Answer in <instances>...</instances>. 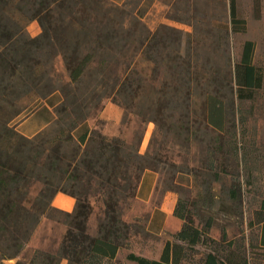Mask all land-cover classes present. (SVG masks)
Listing matches in <instances>:
<instances>
[{
  "label": "trees",
  "instance_id": "trees-1",
  "mask_svg": "<svg viewBox=\"0 0 264 264\" xmlns=\"http://www.w3.org/2000/svg\"><path fill=\"white\" fill-rule=\"evenodd\" d=\"M152 1L0 0V264H109L129 246L132 225L124 214L132 200L147 197L151 171L163 172L176 194L181 184L176 175L186 176L194 185V197L191 202L178 198L173 213L181 227L165 242L158 259L129 251L128 260L252 264L253 249H264V198L247 205L250 181L243 171L248 152L236 123L238 105L251 99L264 80L255 64V41H244L236 58L230 53L232 36L247 31L246 19L236 10L237 0H218L212 15L203 14L204 19L210 17L206 31L212 33L214 46L225 45L229 67L221 81L204 79L186 58L191 55L190 35L183 42V32L172 26L163 23L152 29L143 21ZM254 5L260 11V0ZM33 21L41 31L36 37L26 31ZM141 58L147 66L178 62L175 74L183 80L151 88L152 107L144 111L156 130L144 153L139 152L141 141L132 143L92 127L85 97L66 90L92 69L105 79L113 75L110 93L126 118L142 106L139 97L147 78L138 70ZM57 59L66 73L65 80H58L64 99L47 88L52 79L48 67ZM35 114L44 117V123L34 135L16 129L15 121ZM193 144L204 153L197 167L190 166L181 151ZM57 193L75 200L71 212L53 206ZM154 212L160 229L165 215L159 209ZM92 216L94 233L88 227ZM218 216L235 230L220 228L219 236L212 237ZM57 218H63L66 230L56 253L36 250L29 260L19 259L41 221ZM256 228L260 238L255 240L251 234Z\"/></svg>",
  "mask_w": 264,
  "mask_h": 264
},
{
  "label": "rangeland",
  "instance_id": "rangeland-1",
  "mask_svg": "<svg viewBox=\"0 0 264 264\" xmlns=\"http://www.w3.org/2000/svg\"><path fill=\"white\" fill-rule=\"evenodd\" d=\"M217 1L153 0L145 7L143 21L152 29L163 23L172 26L177 31L183 32V42H186L187 35H190L191 40L193 39L190 49L191 55L190 57L186 56V58H189L192 67H196L198 74L204 79L217 78L221 81L224 77H228L229 74L225 53L222 51L225 45L224 43L221 44V48L214 46L213 42L215 39L212 33L206 31L209 27L207 20L210 17L204 19L203 16L207 12L211 15L214 13L213 9ZM254 4L255 0H237L236 2V10H238L240 16L246 19L248 27L245 33H236L232 36L230 53L236 58L239 56V47L244 41L249 39L255 41V64L261 70L264 80V0H260V11L257 10ZM188 23L191 24L188 25ZM26 31L31 37H36L41 32L37 21L30 22L26 27ZM194 39L199 40V44ZM184 47L181 50L182 54H184ZM170 53L175 54L176 52L171 50ZM126 60L127 63L130 62L129 55H127ZM177 64L178 62L169 63L165 61L158 64L151 63L147 66V63L141 58L138 70H143L144 76L146 75L147 78L145 83H143L145 87L143 94L139 97L143 100L141 102L142 106L134 108V111L126 118L123 113L124 110L114 102L113 98H115V95L113 96L110 93L113 75L111 78L105 79L100 74H94L95 69H92L91 73L83 78L78 85H70L71 89L67 88L66 90H72L78 96L82 94L85 97L92 127L101 129L108 136H120L132 143L141 141L139 152L144 153L149 147L153 132L156 130L155 124L147 121L150 118L149 112L146 113L144 111L152 107L154 94L150 93L151 88L153 85L160 87L163 84L162 82L166 80L172 84L183 82L175 74V72H179ZM155 66L157 70H153ZM132 68L133 64L129 65V69L132 70ZM48 70L52 74V79L47 86L48 91L56 90L60 97H63L58 80H65L66 73H64L61 59H57L55 65L49 66ZM106 82L108 83L106 84ZM252 94L253 97L251 99L244 100L238 105L239 114L236 119L237 128L241 132V137H243V145L248 152L247 169L243 171L244 179L250 181L246 185V190L249 194L247 205H255L259 199L264 198V81L261 88ZM71 96L72 93L67 95L68 98ZM195 103L198 105L200 103L198 95H195ZM198 105H195V107L198 108ZM43 123L44 117L40 116V114L29 115L23 120L21 118L14 122L16 129L24 135H34ZM185 148H182V154L184 156L188 155L190 166L197 167L204 155L201 146L193 144L189 149ZM178 160L181 161V159ZM230 170H233V168L230 167ZM150 174L156 176L154 188L150 190L146 198H135L132 200L125 211L126 214H124L125 220L132 225L129 246L128 248L120 249L115 260L109 264H135L127 259L129 251L151 259H158L165 242L173 240L172 234L181 227L182 222L174 215L172 207L175 206L179 197L183 200L189 199L191 202L195 193L194 185L192 186L191 183L186 181V176L183 175L182 177L177 174L176 179L181 184L177 188L176 194L170 191V188H174V185L165 182L167 177L163 172L154 173L151 171ZM216 187L218 188L219 185L216 184ZM58 194L67 197L63 193H57L56 195ZM55 198L56 196L52 200L54 207L56 205ZM157 209H161L165 213L163 226L160 229L157 228L158 217H156V212H154ZM188 210L194 211L193 209ZM151 222L154 223L151 224ZM227 222L228 219H224L223 216L216 217L215 225L211 232L212 237H218L220 228L224 227L228 228L232 233L235 227L233 225L229 226ZM95 225L96 216H92L88 222L91 233H94ZM65 230L63 218L43 219L35 229L19 259L29 260L32 253L36 250L55 254ZM251 236L255 240L257 237L260 238V229L256 228ZM202 248V246L196 247L199 251ZM253 250L254 259L252 264H264V249L257 246ZM197 257L195 259H198ZM15 262L16 260H5L2 264H15ZM60 264H66V261L63 260Z\"/></svg>",
  "mask_w": 264,
  "mask_h": 264
},
{
  "label": "crops",
  "instance_id": "crops-1",
  "mask_svg": "<svg viewBox=\"0 0 264 264\" xmlns=\"http://www.w3.org/2000/svg\"><path fill=\"white\" fill-rule=\"evenodd\" d=\"M149 178H151V179L153 178V180L149 182L151 189H153L155 184H156L155 183L156 176L149 177ZM54 201L56 203V205H55L56 208H59V209L62 208L61 210L64 209L67 212H71V210L73 209L72 207H74V205H75V200L72 197H68V196L66 197V196H62L60 194L56 195V198L54 199ZM173 208H174V206L172 207V211H173ZM159 210L162 211L161 209H159ZM162 212H164V211H162ZM164 215H165V213H164Z\"/></svg>",
  "mask_w": 264,
  "mask_h": 264
}]
</instances>
